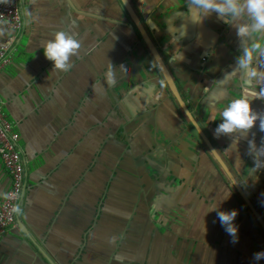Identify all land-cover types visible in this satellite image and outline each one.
<instances>
[{"label":"crops","instance_id":"crops-1","mask_svg":"<svg viewBox=\"0 0 264 264\" xmlns=\"http://www.w3.org/2000/svg\"><path fill=\"white\" fill-rule=\"evenodd\" d=\"M18 1L23 28L0 73V101L20 134L25 187L16 225L0 238V264H264L253 260L264 251L263 228L170 92L120 0ZM129 1L264 221V168L251 169L247 143L259 146L264 133L254 127L237 147L214 135L219 110L241 91L239 71L230 74L240 53L235 29L215 14L191 22L186 0ZM59 31L81 45L66 72L52 71L42 53ZM9 34L0 23V42ZM252 106L264 112V101ZM9 184L0 157V202ZM216 208L237 211L235 243Z\"/></svg>","mask_w":264,"mask_h":264},{"label":"clouds","instance_id":"clouds-1","mask_svg":"<svg viewBox=\"0 0 264 264\" xmlns=\"http://www.w3.org/2000/svg\"><path fill=\"white\" fill-rule=\"evenodd\" d=\"M186 15L193 23L215 14L216 18L235 29L239 41L240 53L236 56L235 67L230 74L237 70L241 75V91L238 96L231 98L218 112L219 123L214 129V135L231 137L232 144L248 137L254 127L264 133V112L253 108L256 100L264 101V43L259 42L256 35L264 36V0H186ZM80 41L64 31L53 34L44 42L42 53L51 62L52 71L66 72L71 68L70 57L77 54ZM174 59H183L180 51L175 52ZM111 75V73H109ZM217 114L213 113L209 120L215 121ZM254 136V134H253ZM248 154L252 156L254 172L264 168V136L257 146L254 139H249ZM226 200V199H225ZM216 216L224 231L237 241V226L233 223L237 216L235 209L220 211ZM264 259V251L253 254V260Z\"/></svg>","mask_w":264,"mask_h":264},{"label":"built area","instance_id":"built-area-1","mask_svg":"<svg viewBox=\"0 0 264 264\" xmlns=\"http://www.w3.org/2000/svg\"><path fill=\"white\" fill-rule=\"evenodd\" d=\"M0 23L10 34L0 42V73L10 64L16 52L17 36L23 28V20L18 0H0ZM20 134L10 121L0 101V157L9 176V187L0 202V238L16 225V211L25 187V167L23 151L19 145Z\"/></svg>","mask_w":264,"mask_h":264},{"label":"water","instance_id":"water-1","mask_svg":"<svg viewBox=\"0 0 264 264\" xmlns=\"http://www.w3.org/2000/svg\"><path fill=\"white\" fill-rule=\"evenodd\" d=\"M120 2L122 3V7H123L124 12L126 13V15H128V17L131 20L132 24L140 32V35H141V37L143 39V42L146 45V47H147L149 53L151 54V56L154 58L155 63L159 67V69L161 71V74L164 77V80H165L166 84L169 87L170 92L176 98V100L178 101L179 105L183 109L184 113L186 114V116L189 118L190 122L192 123V125L196 129L197 133L203 139V141H204L205 145L208 147V149L212 152V154L214 155L215 159L218 161V163L220 164V166L222 167V169L224 170V172L226 173V175L228 176L230 181L233 183V185L235 186V188L237 189V191L239 192L241 197L244 199V201L246 202L248 207L251 209V211L253 212V214L255 215L256 219L258 220V222L260 223L261 227L264 230V221L262 220L261 216L256 211V209L253 207L252 203L249 201L248 197L245 195L243 189L241 188V186L237 182L236 178L232 175V173L230 172V170L228 169L226 164L222 161L220 155L218 154L216 149L212 146V144L210 143L209 139L204 134V132L201 130V128L197 124L196 120L194 119L192 112H190V110L188 109L186 103L181 98V95H180V93L178 91L177 85H176V83H175V81H174L169 69L167 68L166 64L164 63V61H163V59H162V57H161V55H160V53L158 51V48L155 46V44L151 40L150 36L148 35L147 31L145 30V28H144L142 22L140 21V18L137 15L134 7L132 6V4L130 3L129 0H120Z\"/></svg>","mask_w":264,"mask_h":264}]
</instances>
